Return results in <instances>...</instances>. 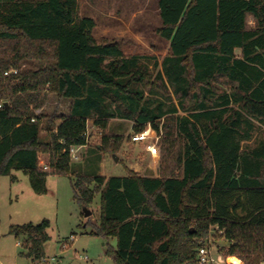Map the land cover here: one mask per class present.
Returning <instances> with one entry per match:
<instances>
[{
  "label": "trees",
  "instance_id": "trees-1",
  "mask_svg": "<svg viewBox=\"0 0 264 264\" xmlns=\"http://www.w3.org/2000/svg\"><path fill=\"white\" fill-rule=\"evenodd\" d=\"M157 8L170 52L151 70L120 41L95 40L79 0H0V177L15 182L21 171L37 195L48 178L69 177L87 209L98 196L100 221L86 227L115 240L113 264H197L215 228L226 256L264 264V143L241 149L250 119L264 125V0H159ZM50 95L68 102L67 114L37 113ZM113 119L133 123L130 141L148 126L160 136L158 177L75 175L70 150L88 145L89 122L102 133L99 155L121 148L122 136L106 134ZM48 228L44 220L8 233L22 257L41 261Z\"/></svg>",
  "mask_w": 264,
  "mask_h": 264
},
{
  "label": "rangeland",
  "instance_id": "rangeland-1",
  "mask_svg": "<svg viewBox=\"0 0 264 264\" xmlns=\"http://www.w3.org/2000/svg\"><path fill=\"white\" fill-rule=\"evenodd\" d=\"M158 1L79 0V15L90 17L95 21L96 27L93 31L95 40L106 38L120 41L127 56H141L142 61L153 70L154 62L160 63L170 52L169 43L160 38L156 31L160 27ZM255 26L256 22L252 15H247V29L253 30ZM38 66L37 62L23 64L25 69H36ZM220 85L218 86L221 89H227L222 80ZM165 104L168 106L170 102L165 101ZM54 112L66 114L68 102L60 101L55 95H50L46 105L37 113L51 115ZM179 114L186 115L182 112ZM106 131V134L124 138L121 148L115 154L102 152L99 155L95 146L100 144L102 133L93 128L89 122L88 145L77 151V160H72V170L75 175L98 173L106 178L125 176L127 174L125 169L140 176L160 175L159 150L155 156H152L143 144L132 143L129 140L133 132L131 121L110 120ZM256 132L255 140L244 144V150L254 147L258 137L263 136L264 129L256 125ZM159 138L160 136L157 135L154 141L157 143ZM41 139H47L46 132H41ZM47 161V155L39 156L41 166L46 165ZM12 174L17 177V181L12 182L7 176L0 177V264H40V261L21 256L23 252L20 246L21 240L9 235L8 231L12 225L29 223L37 225L44 220L49 222L47 229L49 241L44 245V258L50 260L51 264H113L111 257L107 255V250L109 247L116 248L115 240H104L91 235L92 227H86L88 222L98 224L100 221L98 196L88 208L92 215L86 218L83 207L73 197L69 177L48 178L47 193L37 195L31 190L27 176L21 171H13ZM216 230V228L211 229L209 236L201 242V246L208 247L215 259L232 260L230 259L232 256H226L228 243L223 233ZM240 261L244 264L242 260Z\"/></svg>",
  "mask_w": 264,
  "mask_h": 264
},
{
  "label": "built area",
  "instance_id": "built-area-1",
  "mask_svg": "<svg viewBox=\"0 0 264 264\" xmlns=\"http://www.w3.org/2000/svg\"><path fill=\"white\" fill-rule=\"evenodd\" d=\"M9 73H16V71H11ZM9 73H5V75H8ZM1 107V105H0ZM145 133H147V135H145ZM157 137L156 132L150 127L148 126L146 129H144L142 132L134 134L131 138V141L133 143H142L145 146L146 151L152 155L155 156L157 154V143L154 141V138ZM82 148H72L70 150V154L72 159L77 160L78 156L76 155L77 151ZM44 169H47L46 165H42ZM229 260V258H227L226 260H224L223 258H218L215 259L213 257V255H211L210 250L208 249V247L205 246H201L198 250L197 253V264H238V262H241L239 259L235 258V257H231ZM40 264H51V261L43 258L40 261Z\"/></svg>",
  "mask_w": 264,
  "mask_h": 264
},
{
  "label": "crops",
  "instance_id": "crops-1",
  "mask_svg": "<svg viewBox=\"0 0 264 264\" xmlns=\"http://www.w3.org/2000/svg\"><path fill=\"white\" fill-rule=\"evenodd\" d=\"M239 54V53H238ZM226 84V83H225ZM218 85H220V83L218 84ZM222 85V84H221ZM220 85V86H221ZM226 86H227V91H229V89H230V84L228 85V84H226ZM67 114V113H66ZM250 121L254 124V126H255V129H254V131H253V133H252V138L249 140V141H243V142H241V149L242 150H244V144H246V143H251L252 141H254L255 140V138H256V135H257V132H256V125H258V126H260V127H262L263 129H264V125L262 124V123H260V122H258V121H256V120H254V119H250ZM262 143H264V134H263V136L261 135V137L259 138L258 137V140H257V142L255 143V145H254V147L253 148H251V149H248V150H244V151H251V150H253V149H255V148H257V147H259V145L260 144H262ZM16 177V176H15ZM16 179H17V177H16ZM17 181V180H16Z\"/></svg>",
  "mask_w": 264,
  "mask_h": 264
},
{
  "label": "water",
  "instance_id": "water-1",
  "mask_svg": "<svg viewBox=\"0 0 264 264\" xmlns=\"http://www.w3.org/2000/svg\"><path fill=\"white\" fill-rule=\"evenodd\" d=\"M114 158H115V161H117V157L114 156ZM83 213H84V216L86 218H88V217H90L92 215V212L90 210H88L87 208H83Z\"/></svg>",
  "mask_w": 264,
  "mask_h": 264
},
{
  "label": "clouds",
  "instance_id": "clouds-1",
  "mask_svg": "<svg viewBox=\"0 0 264 264\" xmlns=\"http://www.w3.org/2000/svg\"><path fill=\"white\" fill-rule=\"evenodd\" d=\"M145 135H147V133H145ZM238 264H242V262H238Z\"/></svg>",
  "mask_w": 264,
  "mask_h": 264
}]
</instances>
